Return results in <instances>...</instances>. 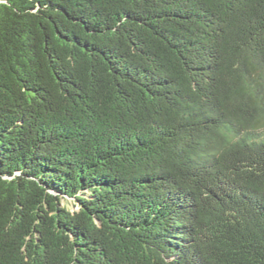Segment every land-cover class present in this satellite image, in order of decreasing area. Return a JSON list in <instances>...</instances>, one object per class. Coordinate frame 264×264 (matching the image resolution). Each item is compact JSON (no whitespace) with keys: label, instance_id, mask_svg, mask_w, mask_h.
Segmentation results:
<instances>
[{"label":"trees","instance_id":"obj_1","mask_svg":"<svg viewBox=\"0 0 264 264\" xmlns=\"http://www.w3.org/2000/svg\"><path fill=\"white\" fill-rule=\"evenodd\" d=\"M0 264H264V0H0Z\"/></svg>","mask_w":264,"mask_h":264},{"label":"rangeland","instance_id":"obj_2","mask_svg":"<svg viewBox=\"0 0 264 264\" xmlns=\"http://www.w3.org/2000/svg\"><path fill=\"white\" fill-rule=\"evenodd\" d=\"M61 204L68 206L70 209H77V206L75 205V203L73 202V200L70 199V198H64L62 200Z\"/></svg>","mask_w":264,"mask_h":264},{"label":"water","instance_id":"obj_3","mask_svg":"<svg viewBox=\"0 0 264 264\" xmlns=\"http://www.w3.org/2000/svg\"><path fill=\"white\" fill-rule=\"evenodd\" d=\"M63 200V199H62Z\"/></svg>","mask_w":264,"mask_h":264}]
</instances>
